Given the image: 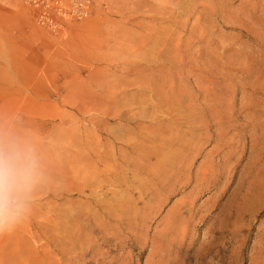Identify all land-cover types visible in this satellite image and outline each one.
<instances>
[{"label":"rangeland","instance_id":"rangeland-1","mask_svg":"<svg viewBox=\"0 0 264 264\" xmlns=\"http://www.w3.org/2000/svg\"><path fill=\"white\" fill-rule=\"evenodd\" d=\"M88 1L0 6V130L37 162L0 264H264V0Z\"/></svg>","mask_w":264,"mask_h":264},{"label":"clouds","instance_id":"clouds-1","mask_svg":"<svg viewBox=\"0 0 264 264\" xmlns=\"http://www.w3.org/2000/svg\"><path fill=\"white\" fill-rule=\"evenodd\" d=\"M37 178L32 147L0 130V233L12 232L25 215Z\"/></svg>","mask_w":264,"mask_h":264},{"label":"built area","instance_id":"built-area-1","mask_svg":"<svg viewBox=\"0 0 264 264\" xmlns=\"http://www.w3.org/2000/svg\"><path fill=\"white\" fill-rule=\"evenodd\" d=\"M88 0H28L35 11L37 22L56 29L66 20L80 19L89 12Z\"/></svg>","mask_w":264,"mask_h":264},{"label":"crops","instance_id":"crops-1","mask_svg":"<svg viewBox=\"0 0 264 264\" xmlns=\"http://www.w3.org/2000/svg\"><path fill=\"white\" fill-rule=\"evenodd\" d=\"M0 1H1V2L3 1L2 4H0V6L5 8V4H6L5 1H9V0H0Z\"/></svg>","mask_w":264,"mask_h":264}]
</instances>
